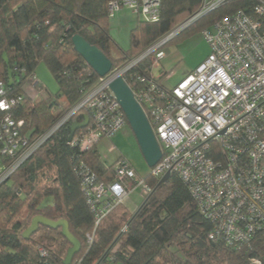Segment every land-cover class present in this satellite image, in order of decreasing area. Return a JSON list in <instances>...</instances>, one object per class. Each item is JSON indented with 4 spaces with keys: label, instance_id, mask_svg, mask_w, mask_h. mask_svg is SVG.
Here are the masks:
<instances>
[{
    "label": "trees",
    "instance_id": "16d2710c",
    "mask_svg": "<svg viewBox=\"0 0 264 264\" xmlns=\"http://www.w3.org/2000/svg\"><path fill=\"white\" fill-rule=\"evenodd\" d=\"M111 1L122 0H0V80L7 92H20L43 61L58 83L57 98L63 97L60 110L57 101L49 104L41 100L32 105L24 102L10 111L30 140L45 132L99 77L73 49L74 34L99 48L116 67L195 13L203 0H160L159 16L153 22L136 14L127 50L109 32L107 5ZM248 3L250 0H230L172 41L191 28H208ZM149 68L146 59L134 71L146 73ZM69 125L55 131L0 183V264H63L70 243L60 228L39 225L23 238V231L36 215L67 220L70 232L81 244L70 264H258L253 259L264 264L263 235H256L250 246L239 248L209 238L210 220L200 213L176 174L160 184L158 178L146 175L153 192L134 217L131 219L138 208L130 212L121 202L95 226L75 169L84 161L98 180L108 183L114 176L115 162L105 164L96 145L89 150L71 145ZM13 159L0 155L4 167ZM88 233L93 235L91 242L87 241Z\"/></svg>",
    "mask_w": 264,
    "mask_h": 264
},
{
    "label": "built area",
    "instance_id": "2783aa9c",
    "mask_svg": "<svg viewBox=\"0 0 264 264\" xmlns=\"http://www.w3.org/2000/svg\"><path fill=\"white\" fill-rule=\"evenodd\" d=\"M230 0H203L188 16L145 50L112 67L105 77L85 89L80 99L45 132L33 140L10 111L26 102L22 90L9 94L0 80V155L14 158L0 171L5 180L47 138L75 116L87 115V125L74 132L69 143L89 150L102 139H111L127 122L109 88L111 77L120 75L144 110L161 148V158L147 174L160 179L176 174L186 185L196 206L212 224L209 238L236 248L250 246L264 236V0H250L246 8L217 19L201 35L208 54L173 86H166L162 50L180 32ZM160 0L111 1L109 17L126 6L146 21H156ZM146 73L134 71L144 60ZM26 92L32 99L46 94L31 73ZM114 146H110L112 151ZM83 196L94 215L95 226L135 187L145 196L152 188L123 156L114 163L108 183L80 161L76 166ZM125 227L122 228V231ZM93 235L86 234L88 242ZM45 255L43 249H39ZM255 263L259 260L253 259Z\"/></svg>",
    "mask_w": 264,
    "mask_h": 264
},
{
    "label": "rangeland",
    "instance_id": "374dc122",
    "mask_svg": "<svg viewBox=\"0 0 264 264\" xmlns=\"http://www.w3.org/2000/svg\"><path fill=\"white\" fill-rule=\"evenodd\" d=\"M137 18L138 16L132 14L126 6L116 9L114 16L109 17V32L119 46L125 50L129 49L130 31L135 27ZM139 18L141 19L142 16L140 15ZM179 37L162 48L165 55L174 52L178 55V60L172 67L165 66L163 60L161 61L162 71H171L169 77L164 80L169 86H173L191 71V63L196 62V59L203 56L204 47L207 44L201 35V31L194 28L184 31ZM204 58L205 56L201 58L200 62ZM34 74L40 82V86L45 88L46 94L32 99L28 94L33 95V91L26 92V88L29 87V82H26L23 85V91L27 96L26 103L32 105L35 102L45 100L47 103L52 104L57 101L59 103L57 110H60L63 106V97L57 98L59 93L58 83L43 61L37 64ZM96 146L105 164L115 162L117 156L122 155L133 165L141 177H145L150 172V167L147 165L127 122L111 139H102ZM110 146H114L112 151L109 150ZM3 168L4 164L0 161V171ZM144 197L145 194L141 187H135L124 200V203L128 205L130 210L135 211L143 202Z\"/></svg>",
    "mask_w": 264,
    "mask_h": 264
},
{
    "label": "water",
    "instance_id": "95a60500",
    "mask_svg": "<svg viewBox=\"0 0 264 264\" xmlns=\"http://www.w3.org/2000/svg\"><path fill=\"white\" fill-rule=\"evenodd\" d=\"M71 41L73 44V49L84 59V61L99 77H105L108 75L112 68V62L99 48L88 43L79 34H74L71 37ZM108 85L124 112L126 121L135 136L139 149L147 165L150 168L153 167L161 158L162 152L144 110L135 99L133 91L122 76L116 75L114 77H111ZM87 121L88 117L87 115H84L82 122L73 121L69 125L70 133L68 136V141H71L76 130L81 129L87 125ZM169 176L170 173L166 172L159 179L158 184L166 181ZM152 192L153 190L143 200L141 205L132 215L131 219L144 205ZM39 225H44L53 229L60 228L61 234L70 243V247L66 251L63 264H70L72 262L74 254L80 250L81 244L79 240L70 232L67 220L63 218L53 220L42 215H36L31 219L29 226L23 231V238H28L31 234H33L37 230ZM112 245L113 244H111V246Z\"/></svg>",
    "mask_w": 264,
    "mask_h": 264
},
{
    "label": "crops",
    "instance_id": "0c3cea01",
    "mask_svg": "<svg viewBox=\"0 0 264 264\" xmlns=\"http://www.w3.org/2000/svg\"><path fill=\"white\" fill-rule=\"evenodd\" d=\"M131 11V10H130ZM132 13V12H131ZM132 14H134V13H132ZM135 15V14H134ZM178 38H180V37H178ZM178 38H176V39H178ZM175 39V40H176ZM208 51H209V49H208V45L207 44H205V47H204V54H203V56H206L207 54H208ZM178 54V53H177ZM202 56V57H203ZM202 57H199L198 59H196L195 61L196 62H194L193 61V63H191V65H190V68H191V70L192 69H194L198 64H199V62H200V60H201V58ZM177 60H178V55H176L175 54V52L174 53H172V54H166L165 56H164V58H163V64L165 65V66H170V67H172V65L175 63V62H177ZM166 72H168V75H167V78L169 77V75H170V73L169 72H171V71H166ZM182 79V78H181ZM165 80V79H164ZM178 82V81H177ZM176 82V83H177ZM164 84L166 85V86H169L167 83H165V81H164ZM96 149H97V146H96ZM120 156H122V155H120ZM119 156H117V158H118ZM116 158V159H117ZM116 161V160H115ZM114 163V162H113ZM113 163H111V164H113ZM108 165V164H107ZM125 206H126V208L130 211V212H133L132 210H130L129 209V207H128V205L127 204H125Z\"/></svg>",
    "mask_w": 264,
    "mask_h": 264
}]
</instances>
